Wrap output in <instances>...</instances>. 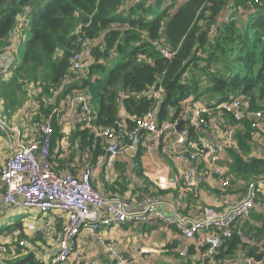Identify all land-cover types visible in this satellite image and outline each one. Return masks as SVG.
Returning a JSON list of instances; mask_svg holds the SVG:
<instances>
[{"label": "trees", "instance_id": "trees-1", "mask_svg": "<svg viewBox=\"0 0 264 264\" xmlns=\"http://www.w3.org/2000/svg\"><path fill=\"white\" fill-rule=\"evenodd\" d=\"M223 16L230 20L221 21L210 32L209 25ZM195 20L207 22L206 28L191 27ZM19 31L25 34L10 65L11 78L6 83L0 80V98L7 115L21 107L25 86L30 83L40 89L38 102L52 86L59 89L53 107L40 104L41 117L57 109L56 104L67 95L85 91L95 111V123L102 128L113 127L119 120L131 128L150 110L157 124L175 120L187 99L209 104L241 95L250 110H264V0H0V57L14 51L8 48ZM160 37L172 48L179 45L171 62L152 46ZM78 39L87 40L89 46L82 51ZM80 52L84 74L65 80L73 55ZM159 87L161 97L155 101L153 93ZM122 110L124 119L119 118ZM228 120L238 131L236 146L226 150L229 173L246 184L257 181L264 176V157L251 154L254 139L249 122L246 118ZM52 130L54 146L62 137L55 115ZM192 136L190 132L188 138ZM77 137L85 141L90 135L79 127L72 134V139ZM100 153L93 154V161ZM135 169L139 173L138 164ZM237 226L245 243L235 233L223 238L213 230L212 234L219 235V243L212 251L208 244L196 248L185 241L182 254L179 251L174 256L187 264L261 260L262 192L257 194L249 218ZM15 227H21L20 221ZM19 264L37 263L26 255Z\"/></svg>", "mask_w": 264, "mask_h": 264}, {"label": "built area", "instance_id": "built-area-1", "mask_svg": "<svg viewBox=\"0 0 264 264\" xmlns=\"http://www.w3.org/2000/svg\"><path fill=\"white\" fill-rule=\"evenodd\" d=\"M134 2L152 0H133ZM229 16H223L209 25L213 32L221 21H229ZM200 29L206 28L207 22L195 20ZM190 27V28H191ZM81 50L89 46L87 40H80ZM152 46L168 62L173 61L179 45L169 46L163 37L153 40ZM10 49V47L8 48ZM13 50V49H12ZM11 50V51H12ZM85 64L83 53H75L71 67L65 80L83 75ZM49 89V94L55 97L59 89ZM161 88L155 89L154 100L161 97ZM73 102L78 106L76 121L81 129L86 130L93 140L104 145L103 156L106 163L112 162L120 155L134 154L139 146L147 149L159 147L161 140H168L174 146L172 161L178 164H190L191 167L182 170L178 188L185 192H193L197 178H211L218 189L225 191L230 179L219 165L220 149L206 140L205 133L209 131L210 122L216 118L225 124L228 118L240 122L246 118L253 139L264 147V110H250L246 99L236 95L221 103L183 101V111L175 120H164L157 124L153 110L146 112L134 121L131 128L124 120H119L113 127L102 128L96 125L95 114L90 106V97L85 91L74 92ZM55 115L57 124L62 126L64 119L60 110L54 109L48 116L42 117L33 127L30 137L18 145L11 146L6 160L0 170V211L16 210L19 217L24 212L35 210L42 218V224L28 222L20 228H11L0 232V264H5L12 245L26 247L30 234H38L50 246L51 256L45 264H80L84 256L83 249L74 251V240L84 234L95 235L101 229H108L129 223L144 225L161 222L175 229L177 234L186 240L193 239L197 234L204 235L209 252L219 243V235L230 238L235 233L241 243H245L243 233L236 224L246 220L256 204L257 194L264 192V177L247 184L245 195L239 200H230L220 210L210 207L202 208L197 215L182 213L179 208L172 207L164 214L160 210L159 197L146 194L139 198L109 197L102 195L94 186L97 176V165L86 164L80 173H72L66 169V162L53 164L51 161L55 151L57 158L61 153L51 145L53 134L52 120ZM192 133L191 140L188 134ZM0 134L10 140L12 134L20 137L18 129L8 128L5 118L0 115ZM229 146L232 140L228 132H223L221 144ZM195 164V166L193 165ZM153 185L166 188V168L157 170ZM21 223L24 222L20 219ZM110 260L124 264V257L115 249L113 241H102ZM246 264H264L262 259L251 258Z\"/></svg>", "mask_w": 264, "mask_h": 264}, {"label": "crops", "instance_id": "crops-1", "mask_svg": "<svg viewBox=\"0 0 264 264\" xmlns=\"http://www.w3.org/2000/svg\"><path fill=\"white\" fill-rule=\"evenodd\" d=\"M20 38L21 35H14L12 38L14 51L5 52L1 55L0 74L3 73L7 75V73L11 72L10 65L15 59L13 57L18 56V47L16 44ZM34 87L39 89L36 86ZM39 94L40 90H33V103L36 105V108L39 109V119H41L40 104L43 103L44 105L53 107L55 98L48 93L38 102ZM47 95L49 96L47 97ZM73 97L74 93L67 95L56 104L57 108L60 110L61 118L65 121L61 126L62 137L52 146L54 149L58 145L59 148H57L56 151L61 153V155L57 158L54 151L52 155L53 161L51 162L57 165L61 162H66V169L72 173H80L86 164L97 165V176L94 186L102 195L109 197L139 198L148 193H152L153 196L159 197L161 202L160 210L164 214L169 212L172 207H177L182 213L193 216L197 215L204 207H210L220 211L228 201L239 200L245 195L247 190L246 182L237 178L231 172L230 174V170H228L230 159L226 150L229 147L236 146L235 136L238 132L230 125V120L227 119L225 124H221L216 118L212 119L209 131L205 133L206 140L214 143L221 151L219 165L225 170L230 179L229 187L225 191H222L217 188L213 179L198 177L194 191L185 192L178 188V180L182 170L191 167V165L178 164L172 161L171 154L174 150V146L171 145L168 140L163 139L162 143L155 150L147 149L142 146L138 148L134 154L120 155L111 165H108L103 156L104 145L101 142L93 140L92 137L85 138V141L81 140L80 137L72 139V134L80 127L76 121L78 106L73 102ZM0 110L2 111L1 114H4V102L1 98ZM19 110L20 108L12 112L13 116ZM92 111L95 114L94 109ZM119 116L120 119H124L123 117H125V114L123 110L119 112ZM21 126L22 124L19 127L20 137L18 138L16 135L12 134L10 138V140H12V146H14L16 142H24L32 133L33 127L26 130L21 128ZM13 128L18 129L17 127ZM224 131L228 132L229 138L234 142L229 146H225L223 143L221 144V137ZM21 135L25 136L24 140L21 138ZM96 141L98 143H96ZM1 142L5 143V137L0 134V143ZM99 150L101 151L100 155L93 161V154ZM251 154L257 158H263L264 147L254 141ZM3 164L4 162L0 161V167L3 166ZM137 164L140 169L139 173H137L135 169ZM193 165L195 166V164ZM160 167L166 168V181L170 184V186L166 188H158L153 185L157 170ZM262 193L264 194V192ZM4 210L5 209L0 211V217L3 216L2 219L0 218V232L16 228L15 223H9L7 216L18 213L15 211L6 212ZM24 213H32L33 219L22 223L19 220L20 226L24 223L35 222L40 215L35 210ZM42 221L43 219L39 218L38 224L36 225H41ZM198 238L199 234L193 239L186 240L177 234L175 229L161 222L144 225L126 223L114 228L101 229L95 235L84 236V234H82L74 240L73 249L74 251L83 249L84 256L81 258L80 264H112L102 243V241L106 243L111 240L115 243L116 251L124 252L129 260V264H151L153 259H167L169 262L177 261L183 264L182 260L175 257L174 254L179 251V254H182L183 251L181 250L184 244L187 242L195 245V241ZM26 255L32 256V261L37 264H45L49 261L51 256L50 246L43 241L40 235L32 233L28 237L26 247L20 248L15 244L10 247L5 264H19L24 261ZM143 259L145 261L140 262ZM244 264H246V262Z\"/></svg>", "mask_w": 264, "mask_h": 264}, {"label": "rangeland", "instance_id": "rangeland-1", "mask_svg": "<svg viewBox=\"0 0 264 264\" xmlns=\"http://www.w3.org/2000/svg\"><path fill=\"white\" fill-rule=\"evenodd\" d=\"M17 35H21L20 40H18L17 42V47L19 46L20 42L22 41V39L24 38V33H22L21 31H19L17 33ZM18 37V36H17ZM14 50V45L11 44L10 46V51ZM12 50V51H13ZM19 62V61H18ZM12 75V69L10 73L6 74H0V80L4 83L8 82L11 78ZM25 90H26V94L24 96V100L23 103L20 107V110L17 111L15 113V115L13 116L12 113H9L10 115L5 114H1V110H0V115L2 117L5 118V122L6 125L8 126V128H13V127H17L18 130L20 131L19 127L22 124L21 128L28 130L31 127H34V125L40 120L39 119V109L36 108V105H34V96H32L33 90H40V89H36L31 83L27 84L25 86ZM18 94V96H20L21 94L19 92H16ZM37 96V95H36ZM35 96V98H36ZM22 97V95H21ZM20 97V100H22V98ZM205 97V96H203ZM202 99V97H201ZM202 100H205V98H203ZM36 102V101H35ZM262 106L264 108V102L262 103ZM5 108V107H4ZM39 119V120H38ZM21 138L24 140L25 136L21 135ZM1 147H0V161L5 162L4 160H6L5 156L7 157L8 152L9 151V147L12 146V140H8L5 138V143L1 142ZM6 144V145H5ZM7 152V153H6ZM2 166L0 167L1 170ZM2 192V190H1ZM6 211V210H4ZM11 211H15L16 213H19L20 215H22L19 211L16 210H11ZM7 212V211H6ZM40 215L37 217V219H39ZM1 219L3 218V216L0 217ZM7 219L9 221H11L10 223H16L19 222L20 219H22L23 221H31L33 219V214L32 213H26L25 215H23V217H19V215L13 214L12 216H7ZM36 219V220H37ZM3 230V229H2ZM205 241H204V235L202 233L199 234V238L195 241V245L196 248H199L200 246L204 245ZM117 252L124 257V264H129V260L128 258L125 256L124 252H119L117 250ZM160 256V255H157ZM112 264H117L115 260H111ZM145 261L144 259L141 260L140 262ZM183 261H187L186 259H183ZM188 262H183V264H187ZM151 264H182L181 262H169L167 261V259H153Z\"/></svg>", "mask_w": 264, "mask_h": 264}]
</instances>
